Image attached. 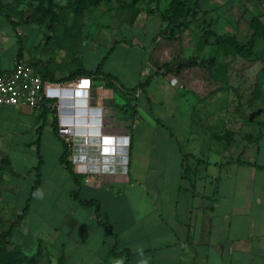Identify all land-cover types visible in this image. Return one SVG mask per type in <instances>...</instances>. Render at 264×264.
Masks as SVG:
<instances>
[{"label":"crops","instance_id":"obj_1","mask_svg":"<svg viewBox=\"0 0 264 264\" xmlns=\"http://www.w3.org/2000/svg\"><path fill=\"white\" fill-rule=\"evenodd\" d=\"M14 1L1 0L0 4V72L13 70L18 62L32 66L48 81L80 70L91 72L90 103L102 108V121L108 124L101 127L102 135L129 137L128 148H118L114 156H102L87 148V164L73 163L72 151L69 157L74 172L81 177L80 196L100 202L101 219L117 236L119 249L127 252L129 264H264V168L252 165L264 167V116L260 129L250 134L249 141L242 144L235 136L226 141L224 112L200 111L198 114L204 119L200 122L194 117L193 106H203L201 96L196 100L189 93L196 81L178 84L174 72L166 73L163 66L170 67L176 61V51L171 54L157 44L149 52L150 81L146 94L137 92V101L132 102L136 108L134 116L126 119L115 106L116 102L123 103L124 98L116 100L105 85L104 74L113 76L116 85L125 89L148 77L127 87L106 70L105 60L120 42L111 45L107 36H94L98 42L92 41L90 45L93 49L101 48L103 55L99 66L89 69L82 65L81 44L73 31L65 37L64 32L52 31L49 23L35 24L21 18ZM34 30L38 32V42L28 49L26 44ZM97 68L99 72L95 73ZM160 76L168 79L171 89L158 96L163 88L162 83H157ZM180 88L186 92L184 95L176 91ZM184 98L185 107L179 109ZM40 113L27 107H0V219L6 231L23 214L8 240L23 250L29 248L26 242L37 240L27 238L28 214L29 204L45 182L43 175L38 176L44 165V156L39 153L40 138L34 139L43 124L41 131L49 128L61 148L56 156L62 173L60 183L69 181V198L88 211L89 224L82 223L80 217L63 220L70 227L66 238L78 256L76 264H81V257L85 256L90 264L106 263L114 239L99 226L92 207L72 199L74 182L59 161L61 137L52 127L55 114L41 118ZM116 119L124 126L112 127ZM179 136H184L185 147L180 145ZM196 136L202 137L200 145L194 143ZM33 150L36 162L28 157ZM122 150L126 153L125 174H115L111 169L98 171L100 160L121 161ZM184 166L189 167L187 177ZM87 167L93 169L88 172L84 169ZM55 188L61 190L59 184ZM18 200H25L22 209ZM51 248L46 247L45 251Z\"/></svg>","mask_w":264,"mask_h":264},{"label":"rangeland","instance_id":"obj_2","mask_svg":"<svg viewBox=\"0 0 264 264\" xmlns=\"http://www.w3.org/2000/svg\"><path fill=\"white\" fill-rule=\"evenodd\" d=\"M170 1L100 0L94 6L82 8L81 3L76 0H50L45 6L47 12L39 11L40 0H15L14 3L16 13L21 18H27L35 24L49 23L52 31L64 32L65 37H70L73 31L81 44L79 52L82 65L89 69L99 66L103 55L101 48L93 49L90 45L92 41L98 42L94 36H107L111 45L116 41L120 42L108 54L105 68L127 87L149 78V52L157 44L163 51L171 54L175 50L176 61L191 57L199 61L213 60L210 72L192 67L178 74L174 73L173 78L178 84H183L184 80L196 81L189 93L194 95L196 100H199L198 96L202 97L203 106H193L196 108L194 117L199 118V122L204 121L199 116L201 112L223 111L225 140H232L235 136L240 138L242 144L249 141L250 134L260 129V119L264 116V38L256 42L250 57L234 53L231 46L233 43L246 44L250 40L251 22L254 18L260 19L264 25V0L190 1L187 27L173 39L165 37V34L157 35L160 32L159 15ZM37 36L38 32L34 30L26 44L28 49L37 45ZM83 44L85 46H82ZM157 83H162L163 87L158 96L171 89L165 77L160 76ZM181 90L176 91L184 95L186 92ZM118 99L116 97V100ZM183 100L178 104L179 109L185 107V98ZM58 104L55 105L57 119ZM102 126H108L105 120L102 121ZM111 126L123 127L124 124L116 119ZM128 126L130 128V124ZM42 127L43 124H40L34 139L40 138L39 153L44 156V165L38 170V176L43 175L45 182L42 190L29 204L30 230L27 236L29 240L33 237L37 240L26 242L29 248L22 250L26 256H33L34 260L30 264H76L78 256L72 242L66 238L70 227L64 224L63 220L64 217H80L82 223L89 224L88 211L69 198L71 183H60L62 173L57 166L56 156L61 148L53 138L51 130L48 128V131H41ZM179 138L180 145L185 147L184 136ZM201 139V136H196L194 143L200 145ZM34 151L28 157L30 161L36 162L38 158ZM119 154L121 161L110 163L100 160L98 171L111 169L110 172L114 170L115 174H125V150ZM109 165L114 167L110 168ZM84 169L89 172L93 168ZM56 184H59L62 191L55 188ZM18 204L22 205V209L25 200H18ZM4 232L6 227L0 222V234ZM49 246L52 248L46 252V247ZM60 253L63 254L64 260ZM81 258V264L91 263L88 256ZM124 259V255L120 258L110 255L103 264H124Z\"/></svg>","mask_w":264,"mask_h":264},{"label":"trees","instance_id":"obj_3","mask_svg":"<svg viewBox=\"0 0 264 264\" xmlns=\"http://www.w3.org/2000/svg\"><path fill=\"white\" fill-rule=\"evenodd\" d=\"M50 0H40V7L39 11L47 12L45 6L48 5ZM100 0H76V2H80L82 8H87L89 6L96 5ZM190 1H197V0H171L168 3L167 8L159 15L160 20V32L158 35H164L167 38L173 39L177 36V34L187 27L186 19L190 16ZM1 4V0H0ZM45 9V10H44ZM251 29L252 35L250 40L246 44H238L233 43L231 49L234 53L239 54L244 57H250L252 54V50L254 49L256 42L262 38H264V25L258 18H254L251 22ZM21 49L18 53V58L20 57ZM213 60L210 61H199L195 57H191L189 59L183 61H176L170 65L166 64L163 66L166 73L174 72L176 74L180 73L184 69H189L192 67H199L200 69L210 72L213 68ZM99 72V68L95 71V73ZM92 75L91 72L80 70L70 76L54 80L53 78L50 79L51 82L61 83L73 80L75 77H90ZM106 78V87L109 88L114 96L120 98H124L123 103L116 102V110L117 113L124 116L126 119H132L135 113V105L132 104L133 101H137V97L135 96L137 92H141L144 95L146 94V88L149 85L150 78H147L144 82L139 83L137 86L125 89L122 86H117L115 83V78L109 74H104ZM56 108L49 110L44 108L41 113L40 117L45 118L47 114L53 113L55 114ZM54 133L59 136L58 133V119L57 116L54 115L53 123H52ZM62 144V153L60 156V163L66 169L70 177H72L75 189L71 191V197L75 201L79 202L83 206H89L93 208L94 215L100 227L104 230V232L111 236L114 239V244L110 250V255L120 258L121 256H125L124 264H129V259L127 252L125 250H119L118 247V238L115 234H113L107 225L102 221L100 215V202L98 200H86L80 196V189H81V177L77 173L74 172L73 166L69 161V157L71 155V149L68 145L61 139ZM240 164H248L244 162L238 161ZM257 168L263 169L262 166H257L252 164ZM189 174V167L184 166V175L187 177ZM26 211V208L24 212ZM23 219V214H21L15 222L11 224L9 229L0 234V264H30L33 262L34 258L28 257L23 252L22 248L18 245H14L8 240V236L13 231L14 227L19 224V222ZM0 222L2 220L0 219Z\"/></svg>","mask_w":264,"mask_h":264},{"label":"built area","instance_id":"obj_4","mask_svg":"<svg viewBox=\"0 0 264 264\" xmlns=\"http://www.w3.org/2000/svg\"><path fill=\"white\" fill-rule=\"evenodd\" d=\"M93 84L90 77H77L68 83H56L43 79L36 70L25 63L18 62L11 71L0 72V107H27L35 112L44 108H59L58 133L72 151L71 160L75 164H87L89 151L99 154H116L118 148L129 145V137H114L113 144H105L102 136V108L92 106L90 91ZM68 91L69 98L63 99L60 92ZM72 91L81 106L77 107ZM57 109V108H56ZM74 120L84 123V129H92V135L76 130ZM96 139V140H95Z\"/></svg>","mask_w":264,"mask_h":264},{"label":"bare ground","instance_id":"obj_5","mask_svg":"<svg viewBox=\"0 0 264 264\" xmlns=\"http://www.w3.org/2000/svg\"><path fill=\"white\" fill-rule=\"evenodd\" d=\"M70 93L68 91H64V92H60V95L63 99H66V98H69ZM75 93L74 91H72V98H73V101H74V104L75 106L77 107H80L81 106V102H78L79 99H77L75 97ZM74 126L76 127V130L81 132L82 134H86V135H92L93 134V130L92 129H84V123H82L81 121H78V120H74ZM103 137H105L104 139V143L105 144H113L114 141H115V138L114 137H111V136H107V135H102ZM119 151V150H118ZM118 155V154H117ZM103 156V155H102ZM105 156V155H104ZM114 156V155H113ZM107 157V156H106ZM95 161V160H94ZM89 162V161H88ZM94 165V164H93ZM96 165V164H95ZM104 165V164H103ZM99 167V166H98ZM90 169V168H89Z\"/></svg>","mask_w":264,"mask_h":264}]
</instances>
